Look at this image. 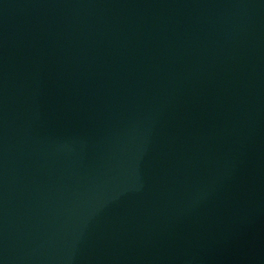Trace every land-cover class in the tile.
Segmentation results:
<instances>
[{
	"label": "water",
	"instance_id": "water-1",
	"mask_svg": "<svg viewBox=\"0 0 264 264\" xmlns=\"http://www.w3.org/2000/svg\"><path fill=\"white\" fill-rule=\"evenodd\" d=\"M0 264H264V0H0Z\"/></svg>",
	"mask_w": 264,
	"mask_h": 264
}]
</instances>
